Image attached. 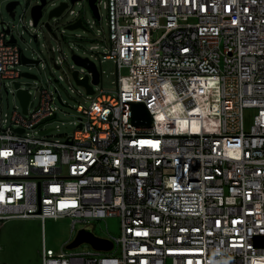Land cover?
Listing matches in <instances>:
<instances>
[{"label":"built area","instance_id":"obj_1","mask_svg":"<svg viewBox=\"0 0 264 264\" xmlns=\"http://www.w3.org/2000/svg\"><path fill=\"white\" fill-rule=\"evenodd\" d=\"M67 1L63 13L75 14L67 24L81 18L78 28L94 33L103 4L108 29L98 27L86 56L76 53L96 63L100 82L89 67H70L94 91L81 84L91 103L78 106L64 138L48 127L60 120L59 87L34 99L18 80L26 54L0 21V219L39 217L45 229L48 217H71L59 250L44 236L41 264H264V0H97L90 23ZM49 30L60 39L69 29ZM106 58L116 64V94L99 87ZM62 62L54 58L56 68ZM6 80L29 91L27 111L21 99L2 111ZM136 101L151 125L133 122ZM249 108L257 112L248 129ZM112 215L121 234H97L90 220ZM85 227L113 247H68Z\"/></svg>","mask_w":264,"mask_h":264},{"label":"rangeland","instance_id":"obj_2","mask_svg":"<svg viewBox=\"0 0 264 264\" xmlns=\"http://www.w3.org/2000/svg\"><path fill=\"white\" fill-rule=\"evenodd\" d=\"M61 0H50L43 7V15L37 24L31 23L32 7L38 0H20L16 6V16L9 11L7 4L9 0H0V21H4L12 26L18 43L28 57H42L41 63H22L19 68L22 72L28 71L38 74L34 80L30 76L20 75L18 80L29 87L34 93V99L39 101L40 88L48 86L54 89L55 84L59 87L61 98L57 97L58 115L60 120L48 125L55 127L50 132L51 138H64L72 134L76 129V121L81 112L78 110L80 104L89 105L91 99L87 95L86 88L74 81L70 75V67L78 65L74 59V54L86 56L91 45L96 43V32L98 27H102L104 32L108 29V12L101 4V21L94 23V33L83 28L66 30L64 37L57 39L47 27L49 21L54 30L60 35L67 23L75 18V14L68 10L59 17H50V12L55 4ZM55 3V4H54ZM76 12L81 14L85 22H92L96 16L89 0H80L71 3ZM38 33V38L35 37ZM82 35L81 40L77 35ZM161 30H155L154 35L158 37ZM1 35V34H0ZM94 37V40H93ZM63 58L62 66L56 68L54 58ZM101 58L102 55H101ZM99 68L102 71V81L99 84L107 93L116 94L118 87L117 68L113 59L106 58L98 60ZM63 76V78L61 77ZM59 79V81H58ZM100 93V90L97 91ZM58 96V92L56 91ZM95 97V96H94ZM20 103V98L15 91L14 83L6 80L2 88V111L11 112L16 104ZM257 110L255 108L246 109V126L249 129L253 123V117ZM71 217H48L45 221V229L39 217H11L0 219V264H41V251L44 246V236L46 244L56 250L71 237ZM94 224V230L99 235L121 234V218L119 215L106 216L90 220ZM91 244L83 243L81 249L91 248Z\"/></svg>","mask_w":264,"mask_h":264},{"label":"water","instance_id":"obj_3","mask_svg":"<svg viewBox=\"0 0 264 264\" xmlns=\"http://www.w3.org/2000/svg\"><path fill=\"white\" fill-rule=\"evenodd\" d=\"M72 1L75 2L76 0H72ZM89 1H90V6L94 10V14L97 15V17H100L98 5L96 3L97 0H89ZM19 3H20V0H11L7 4L9 11L14 17L16 16L15 8ZM46 4H47V0H41V2L33 5L32 17L34 18V24H37L39 22L40 18L43 15V7ZM68 5H69V2L67 0H61L60 3L55 4V6L52 8L50 12V17L61 16L63 11L68 7ZM46 24L49 29L52 28V25L49 21ZM66 27L68 29H75L78 27H84V24H83L82 19L79 18L75 22L67 24ZM35 37L37 38V34H35ZM12 39L16 41L15 37H13ZM74 59L78 64L85 65L89 67L91 70H93L94 83L100 82V71L98 70V67L95 62L91 61L89 58H82L76 53L74 54ZM23 61L29 62V63L38 62V60L32 57H28L26 55L23 56ZM74 73L77 76L78 70H74ZM25 75L36 77V74L32 72H25ZM77 80L79 83L87 86L90 92L94 91L92 84L89 83L88 75L84 79H77ZM16 85L20 86V83L17 82ZM18 95L24 105L25 111H27V105L30 100L31 94L29 93L27 89H19ZM132 120L136 125H151L152 124L153 114L151 113V111L149 110L148 106L146 105L144 101L133 102ZM20 130L23 131V129H20ZM85 241L91 242L95 247L100 248V249H111L113 247V241L111 239L103 237V236H98L92 231V228L90 227L82 228L77 234L76 238L68 244V247H76Z\"/></svg>","mask_w":264,"mask_h":264},{"label":"bare ground","instance_id":"obj_4","mask_svg":"<svg viewBox=\"0 0 264 264\" xmlns=\"http://www.w3.org/2000/svg\"><path fill=\"white\" fill-rule=\"evenodd\" d=\"M213 81L212 79L210 80V82H207V80H205L204 84L201 85V87L205 88H209V87H212L213 86ZM174 106H170V109H171V112L172 113H182V110H183V106L182 105H178V104H173Z\"/></svg>","mask_w":264,"mask_h":264}]
</instances>
